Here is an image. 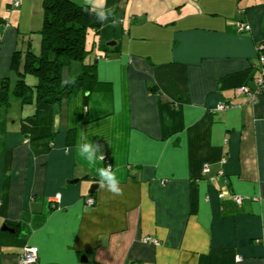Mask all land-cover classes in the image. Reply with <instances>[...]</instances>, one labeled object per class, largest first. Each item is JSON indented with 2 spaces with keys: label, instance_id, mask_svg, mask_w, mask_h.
<instances>
[{
  "label": "crops",
  "instance_id": "1",
  "mask_svg": "<svg viewBox=\"0 0 264 264\" xmlns=\"http://www.w3.org/2000/svg\"><path fill=\"white\" fill-rule=\"evenodd\" d=\"M20 1L0 0V88L17 79L13 14L43 0ZM72 1L111 11L90 30L110 90L65 100L54 141L21 133L34 105L13 99L0 117V264H19L27 246L33 264H264V89L256 103L237 91L259 76L264 0ZM219 102L233 107L212 112ZM81 137L109 160L90 166ZM108 164L122 195L99 187Z\"/></svg>",
  "mask_w": 264,
  "mask_h": 264
},
{
  "label": "trees",
  "instance_id": "2",
  "mask_svg": "<svg viewBox=\"0 0 264 264\" xmlns=\"http://www.w3.org/2000/svg\"><path fill=\"white\" fill-rule=\"evenodd\" d=\"M42 3L44 24L40 53L28 48L22 56V51H15L11 67L17 79L5 77L1 81L0 117L7 116L13 99L20 100L23 106L34 105V113L20 119L21 133L28 140L54 141L55 117L62 103L80 92L88 93L89 97L93 91H109L110 85L97 81L95 61L85 62L92 52L87 43L88 34L91 29L95 35L101 30L102 21L97 17L100 10L72 0H43ZM76 62L81 64V69L74 74L71 71ZM28 74L34 77L33 83ZM3 128L0 125V132ZM105 159L109 160L106 156Z\"/></svg>",
  "mask_w": 264,
  "mask_h": 264
},
{
  "label": "built area",
  "instance_id": "3",
  "mask_svg": "<svg viewBox=\"0 0 264 264\" xmlns=\"http://www.w3.org/2000/svg\"><path fill=\"white\" fill-rule=\"evenodd\" d=\"M12 2V6L13 7H18L20 6V0H11ZM241 27H244L245 24H240ZM259 60H260V70H259V76L256 77V79L254 80V85L253 86H249V85H242L240 87L237 88L238 92H243L246 93L250 99L252 100V102H258L259 100V96L262 92V90L264 89V42H262L259 46ZM233 107V104L231 102H219L217 104H215L212 108L211 111L212 112H221V111H225L229 108ZM109 166V165H108ZM112 167V166H111ZM113 168V167H112ZM204 172H209L210 171V166L209 164H205L204 166ZM224 175V171L220 170L219 171V176ZM225 194L223 192H221L219 194V196L223 197ZM61 197L60 194H58L56 196V199L59 200ZM233 200L237 203V204H241L244 197L241 195H236L234 194L233 196ZM1 202L2 200L0 199V206H1ZM95 204V200L93 197H88L86 199V205L91 207ZM146 241L148 242H153L155 244H159L160 241L157 238H154L152 236H148L146 238ZM39 249L36 246H27L25 247L23 254L20 256L19 258V264H33L35 262H37V260L39 259Z\"/></svg>",
  "mask_w": 264,
  "mask_h": 264
},
{
  "label": "rangeland",
  "instance_id": "4",
  "mask_svg": "<svg viewBox=\"0 0 264 264\" xmlns=\"http://www.w3.org/2000/svg\"><path fill=\"white\" fill-rule=\"evenodd\" d=\"M36 5L32 7L30 6V8L25 12L24 16H20L18 12L13 14L15 21V24L13 25L15 26V28H18L19 36H20L17 50L22 49V56H25V53L28 51L27 50L28 48L30 49V51H35L37 53H40L41 31L44 24V11H43L42 2L41 4H36ZM38 8H41L40 12L38 11ZM7 14L8 16H10V11H8ZM32 14H34V16ZM87 43L90 48L92 44L95 43L94 34H91V32L88 34ZM96 52L97 54L100 55L102 53H105V51L101 52V50H99V47L96 46V49L95 50L92 49V52L87 56L85 62L89 63L92 60V58L95 57L94 54ZM28 79L31 82L34 81V77H32L30 74H28Z\"/></svg>",
  "mask_w": 264,
  "mask_h": 264
},
{
  "label": "clouds",
  "instance_id": "5",
  "mask_svg": "<svg viewBox=\"0 0 264 264\" xmlns=\"http://www.w3.org/2000/svg\"><path fill=\"white\" fill-rule=\"evenodd\" d=\"M88 3L94 6H100L102 8L104 0H87ZM111 15V11L105 12L103 10L97 13V17L100 21H106L108 16ZM115 26V21L113 25ZM77 154L84 159L90 166L95 167L98 161L105 160V155L102 151V146L99 143L89 142L86 137H81L76 146ZM70 150L65 149L67 154ZM96 172L99 176V187L106 189L113 195H122L123 189L120 187V181L115 171H113L111 165L107 167H96Z\"/></svg>",
  "mask_w": 264,
  "mask_h": 264
},
{
  "label": "water",
  "instance_id": "6",
  "mask_svg": "<svg viewBox=\"0 0 264 264\" xmlns=\"http://www.w3.org/2000/svg\"><path fill=\"white\" fill-rule=\"evenodd\" d=\"M115 42L113 41V42H109V45H111V44H114ZM96 187H97V185H96ZM93 189V188H92Z\"/></svg>",
  "mask_w": 264,
  "mask_h": 264
}]
</instances>
